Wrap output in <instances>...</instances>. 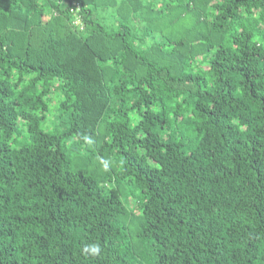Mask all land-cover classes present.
Returning <instances> with one entry per match:
<instances>
[{
  "label": "trees",
  "instance_id": "1",
  "mask_svg": "<svg viewBox=\"0 0 264 264\" xmlns=\"http://www.w3.org/2000/svg\"><path fill=\"white\" fill-rule=\"evenodd\" d=\"M0 264H264V0H0Z\"/></svg>",
  "mask_w": 264,
  "mask_h": 264
},
{
  "label": "rangeland",
  "instance_id": "2",
  "mask_svg": "<svg viewBox=\"0 0 264 264\" xmlns=\"http://www.w3.org/2000/svg\"><path fill=\"white\" fill-rule=\"evenodd\" d=\"M51 104H50V111L48 113V125L51 124L52 128H55L58 124V111L56 110L58 98L54 96L51 98ZM131 206H134V203H131ZM131 237L134 241H137V239L134 237V233H131Z\"/></svg>",
  "mask_w": 264,
  "mask_h": 264
},
{
  "label": "built area",
  "instance_id": "3",
  "mask_svg": "<svg viewBox=\"0 0 264 264\" xmlns=\"http://www.w3.org/2000/svg\"><path fill=\"white\" fill-rule=\"evenodd\" d=\"M80 12H81V5L76 1L73 2L71 4V8H70V13L73 16L72 23L75 26L79 27L80 30H83L84 24H83L82 16H81Z\"/></svg>",
  "mask_w": 264,
  "mask_h": 264
}]
</instances>
